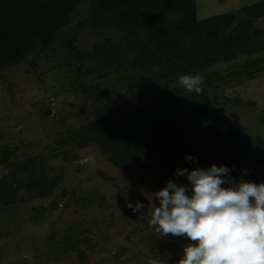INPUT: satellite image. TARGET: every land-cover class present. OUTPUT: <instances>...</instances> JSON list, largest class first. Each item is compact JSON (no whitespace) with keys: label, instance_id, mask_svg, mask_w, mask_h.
<instances>
[{"label":"trees","instance_id":"trees-1","mask_svg":"<svg viewBox=\"0 0 264 264\" xmlns=\"http://www.w3.org/2000/svg\"><path fill=\"white\" fill-rule=\"evenodd\" d=\"M197 0H0V71L28 62L33 53L57 40L66 61L79 71L91 58L93 69L113 68L127 88L154 85L161 90L148 104L116 114L101 98L108 89L98 80L81 87L87 95V115L66 128L50 156L68 159L73 151L94 145L122 171H130L153 186L164 187L177 168L226 165L229 175L249 173L264 182V138L217 115L218 97L209 91L224 76L206 71L214 64L264 51V28L253 23L264 17V0L199 18ZM84 16L72 23L76 9ZM108 31L90 52L76 45L80 32ZM34 63L33 60L29 61ZM264 69V56L247 59L237 72L253 76ZM107 70V69H106ZM201 73L203 93H188L178 85L182 74ZM111 73L109 70L102 75ZM233 73V71H231ZM217 87V86H215ZM128 89V90H129ZM68 146V148L66 147ZM195 157V161L186 159ZM0 208L28 197L53 195L60 176L49 172L43 155L18 159L13 149H0ZM55 202H58L55 199ZM80 251L82 249L80 248Z\"/></svg>","mask_w":264,"mask_h":264},{"label":"rangeland","instance_id":"rangeland-1","mask_svg":"<svg viewBox=\"0 0 264 264\" xmlns=\"http://www.w3.org/2000/svg\"><path fill=\"white\" fill-rule=\"evenodd\" d=\"M256 1L197 0L196 14L204 18L237 11ZM84 8L75 10L72 23L85 15ZM253 28H264V17L255 21ZM107 32L86 29L77 36L76 45L90 52ZM65 56L66 50L57 39L33 53L28 62L0 71V149H13L20 160L43 155L49 172L60 176L53 195L28 197L21 192L22 201L3 206V211L0 208V264H178L190 241L171 234L158 236L147 223L152 204L159 205L151 193L162 187L120 170L94 145L76 149L68 159L49 155L57 145L54 139L86 118L83 104L87 95L82 86L100 81L108 89L101 101L116 114L153 102L165 87L129 89L113 68H104L99 74L87 57L83 64L89 68L78 71ZM257 56H264V51L240 53L206 71L219 70L224 76L216 82L217 87L209 89L219 100L217 115L264 138V69L253 76L237 72L242 63ZM106 69L111 73L102 75ZM48 109L51 114L46 113ZM7 172L0 167V176ZM229 176L235 181L250 179L249 173ZM137 201L145 207L133 212L127 205ZM121 247L122 254L116 253Z\"/></svg>","mask_w":264,"mask_h":264},{"label":"clouds","instance_id":"clouds-1","mask_svg":"<svg viewBox=\"0 0 264 264\" xmlns=\"http://www.w3.org/2000/svg\"><path fill=\"white\" fill-rule=\"evenodd\" d=\"M203 81L198 72L178 77L182 89L198 95L203 93ZM229 171L226 165L215 164L177 168L174 175L188 183L169 179L151 193L159 205L152 204L149 227L158 236L190 241L178 264H264V182L235 181ZM127 206L133 212L145 207L140 201Z\"/></svg>","mask_w":264,"mask_h":264},{"label":"water","instance_id":"water-1","mask_svg":"<svg viewBox=\"0 0 264 264\" xmlns=\"http://www.w3.org/2000/svg\"><path fill=\"white\" fill-rule=\"evenodd\" d=\"M46 113L47 114H51V110H47L46 111ZM114 213H116V210H114ZM122 252H123V248L121 247V248H118L117 250H116V253H118V254H122Z\"/></svg>","mask_w":264,"mask_h":264}]
</instances>
